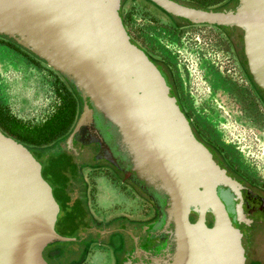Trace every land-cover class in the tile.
Masks as SVG:
<instances>
[{
    "label": "water",
    "instance_id": "95a60500",
    "mask_svg": "<svg viewBox=\"0 0 264 264\" xmlns=\"http://www.w3.org/2000/svg\"><path fill=\"white\" fill-rule=\"evenodd\" d=\"M149 1L238 34L252 82L264 90V0H235L224 10ZM119 3L0 0V35L76 93L81 105L69 144L98 143L100 156L151 201L156 216L140 226L142 244L132 236L121 264H245L237 181L191 133L165 73L126 32ZM77 133H87L85 143ZM56 213L39 163L0 131V264H48L43 248L69 239L54 231Z\"/></svg>",
    "mask_w": 264,
    "mask_h": 264
},
{
    "label": "flooded vegetation",
    "instance_id": "af4514ba",
    "mask_svg": "<svg viewBox=\"0 0 264 264\" xmlns=\"http://www.w3.org/2000/svg\"><path fill=\"white\" fill-rule=\"evenodd\" d=\"M182 3L193 5L186 1ZM231 5L232 2L227 1L211 9L224 10L232 7ZM119 6L120 13L123 8L134 7L154 14L153 19L156 22L167 25L177 35L182 36L177 39L179 42L184 38V30L205 25L171 16L149 0H120ZM121 21L130 38L137 42L127 29L123 16ZM237 37L232 32L227 33L223 46L231 62V69L235 70L233 73L243 76L245 82L249 77L247 82L254 98L250 118H253L255 125L258 123L260 126L261 122L264 125L261 116L264 112V90L252 82L242 50V41ZM173 43L176 45V41ZM139 45L165 73L195 139L210 149L223 169L237 181L239 220L247 229L245 264H264V182L238 166L233 153L237 146L225 144L216 125L206 124L205 119L198 116L197 110L196 114L189 115L188 110L192 106L188 104L184 88L177 86L173 76L179 74L175 69H182L183 62H180V58L185 60L183 55L180 56L182 52L175 50L179 53L176 55L172 51L173 46L167 41L158 53ZM0 46L20 55L32 66L44 68L50 73L44 74L42 78L44 88L40 109L35 117L16 116L5 104L0 103V131L26 147L39 163L40 175L49 185L57 204L54 231L69 238L67 241L57 242L54 247L51 244L44 247L43 258L48 264H121L125 253L134 246L132 236L138 239L136 245L142 244L145 234L140 233V226L156 216L151 201L138 187L124 178L121 171L100 156L102 151L98 143L91 140L85 143L87 133L76 134L77 140L85 143L84 145L69 144L68 137L77 121L81 105L69 83L13 39L0 35ZM209 46L212 45L204 42L202 46L197 45L196 54L208 52ZM10 119L28 132L20 135L8 133L3 123ZM39 131L46 134L40 140L37 135Z\"/></svg>",
    "mask_w": 264,
    "mask_h": 264
},
{
    "label": "rangeland",
    "instance_id": "374dc122",
    "mask_svg": "<svg viewBox=\"0 0 264 264\" xmlns=\"http://www.w3.org/2000/svg\"><path fill=\"white\" fill-rule=\"evenodd\" d=\"M227 1L232 2V5L235 2L220 0L207 8ZM153 15L134 7L123 8L121 13L127 29L138 44L158 53L167 41L173 46L172 51L182 52L180 56L185 57V60L180 58L182 69H175L179 74L173 76L177 86L184 88L188 104L192 106L188 110L189 115L198 111V116L205 119L206 124L216 125L221 140L231 147L237 146L233 153L238 166L264 182V125L263 122L260 126L258 123L255 125L253 118H250L254 98L248 83L249 77L248 82H245L243 76L233 73L235 70L231 69V62L225 52L224 39L231 31L200 25L184 30V38L179 42L177 39L182 36L167 25L156 22ZM175 41L176 45L172 44ZM203 42L212 46H209L208 52L198 55L197 45L202 46ZM175 54L179 55L177 52ZM44 74L50 73L44 68L32 66L20 55L0 46V103L5 104L16 116L35 117L40 109ZM261 116L264 119V112ZM206 222H210V217H206ZM55 244L57 242L51 243V247Z\"/></svg>",
    "mask_w": 264,
    "mask_h": 264
},
{
    "label": "trees",
    "instance_id": "16d2710c",
    "mask_svg": "<svg viewBox=\"0 0 264 264\" xmlns=\"http://www.w3.org/2000/svg\"><path fill=\"white\" fill-rule=\"evenodd\" d=\"M219 1L220 0H193V1H186V2L192 3L193 4L192 6H195V7H206L207 8V7H210V5H213L214 3H217ZM206 25H208V24H206ZM212 26H215V25H212ZM3 118H5V117H3ZM3 124L5 125L4 127H5L6 131L10 134L13 133L15 135H17V134L20 135V134H24V133L28 132V130H26V128L16 125L15 122L13 121V119H10L9 122L5 120V123H3ZM37 135H38V140H40V139H42L40 137H42L46 134L43 131H39V132H37ZM207 217H209V215H207ZM193 219H194V215H191L190 220H193ZM58 243H60V242H58Z\"/></svg>",
    "mask_w": 264,
    "mask_h": 264
}]
</instances>
